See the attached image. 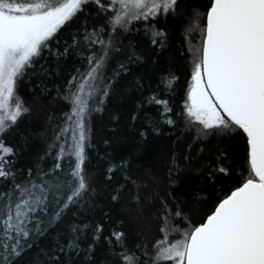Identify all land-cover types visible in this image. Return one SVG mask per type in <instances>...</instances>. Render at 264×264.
<instances>
[{
  "label": "snow or ice",
  "instance_id": "snow-or-ice-1",
  "mask_svg": "<svg viewBox=\"0 0 264 264\" xmlns=\"http://www.w3.org/2000/svg\"><path fill=\"white\" fill-rule=\"evenodd\" d=\"M181 3L0 0V182L6 185L0 188V264H264V0H208L205 11L195 10L186 27V32L201 31V44L193 50L192 84L181 113H186L185 127L196 130L198 139L242 136L247 175L236 176L199 220L193 219L198 209L185 210L177 203L173 210L162 200L164 235L151 249L147 243L131 245L122 221L105 236L106 222L84 219L96 206L87 171L92 113L102 110L112 84L141 60L130 34L143 31L152 45L163 48L168 33L160 28L159 18L176 16ZM92 5L103 22L93 23L91 30L85 24L60 47L58 31ZM201 18L206 21L202 29ZM45 52L55 55L57 68L70 55L81 58V67L68 81L65 99L71 110L65 126L45 154L56 152L51 167L38 163L25 177L17 169L16 146L7 145L4 136L29 113L17 95L18 83L37 74L35 66ZM113 61L116 67L109 77ZM41 70L47 74L43 65ZM148 103L163 105L164 122L176 123L168 117L173 112L168 100L154 94ZM139 134L147 139V131ZM216 159V165L206 164L209 178H231V169L224 165L227 151ZM185 160L190 163L191 157ZM119 169L126 172L125 182L135 186L133 202L140 206V185L127 174L129 162L116 164L109 156L106 180L112 181ZM127 190L117 189L111 200L119 201ZM184 215L191 226L176 228L173 221ZM101 245L106 246L102 257Z\"/></svg>",
  "mask_w": 264,
  "mask_h": 264
},
{
  "label": "trees",
  "instance_id": "trees-1",
  "mask_svg": "<svg viewBox=\"0 0 264 264\" xmlns=\"http://www.w3.org/2000/svg\"><path fill=\"white\" fill-rule=\"evenodd\" d=\"M207 3L208 0H182L176 16H169L166 20L162 16L159 18L160 28L168 33L163 48L152 45L143 31L130 34L129 39L136 44L141 60L130 66L129 74L122 75L112 84L110 95L100 105L102 110L92 113V147L88 149L87 171L92 177L96 206L84 219L106 222L105 236L110 227H116L122 221L121 228L127 233L131 245L147 243L151 249L164 235L160 231L162 200H166L173 210L177 203L185 210L198 209L193 219L199 220L200 215L212 208L217 197L232 186L236 176L242 172L247 175L242 136L198 139L196 130L189 132L185 127L186 113L181 116L192 84L193 50L201 44V31L186 32V27L192 23L190 18L194 11L203 13ZM102 22L103 17L96 15L95 5L90 6L58 31L59 46L63 47L64 40L70 39L77 29L82 31L85 24L91 30L93 23L99 25ZM205 22L203 18L198 21L200 29ZM51 46L55 53V41ZM80 60L76 55L61 58L57 68L55 55L49 56L45 52L44 58L35 66L37 74L28 75L18 83L17 95L23 99L29 113L5 134L4 140L9 146H16L17 169L22 170L25 177L28 169H35L38 163L42 167H51L53 163L56 152L51 156L45 154L65 126L66 113L71 110L65 93L71 76L76 75V69L81 67ZM41 65L47 74L41 70ZM115 67L113 61L107 69V76H112ZM135 80L143 86L138 87ZM154 94L159 99L168 100V107L173 110L168 117L175 124L164 122L161 116L165 111L163 105L148 103ZM134 115L138 117L135 121L131 119ZM142 131H147V139L140 136ZM222 150L227 151L228 159L224 165L231 169L232 176L225 178L221 174L214 181L208 176L206 164L216 165V158ZM109 156L113 163H130L127 174L140 185V206L133 202L136 188L125 182L124 169L112 173V181L106 180ZM186 156L191 157L190 163L185 160ZM41 157L45 159L41 161ZM4 187L6 185L0 182V188ZM121 187L128 190L119 201L111 200V195ZM187 221L188 216L184 215L183 220L177 217L173 223L183 230L191 226ZM105 250L106 246L101 245L98 256L102 257Z\"/></svg>",
  "mask_w": 264,
  "mask_h": 264
},
{
  "label": "rangeland",
  "instance_id": "rangeland-1",
  "mask_svg": "<svg viewBox=\"0 0 264 264\" xmlns=\"http://www.w3.org/2000/svg\"><path fill=\"white\" fill-rule=\"evenodd\" d=\"M20 2H26V0H20ZM69 135H70V133H69Z\"/></svg>",
  "mask_w": 264,
  "mask_h": 264
}]
</instances>
